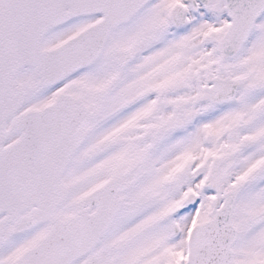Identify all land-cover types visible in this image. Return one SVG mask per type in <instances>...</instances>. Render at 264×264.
Here are the masks:
<instances>
[{"label": "snow or ice", "instance_id": "6c2138e0", "mask_svg": "<svg viewBox=\"0 0 264 264\" xmlns=\"http://www.w3.org/2000/svg\"><path fill=\"white\" fill-rule=\"evenodd\" d=\"M0 264H264V0H0Z\"/></svg>", "mask_w": 264, "mask_h": 264}]
</instances>
